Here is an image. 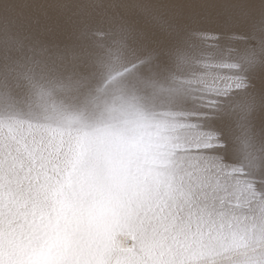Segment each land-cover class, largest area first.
Here are the masks:
<instances>
[{
  "label": "bare ground",
  "instance_id": "bare-ground-1",
  "mask_svg": "<svg viewBox=\"0 0 264 264\" xmlns=\"http://www.w3.org/2000/svg\"><path fill=\"white\" fill-rule=\"evenodd\" d=\"M0 264H264V0H0Z\"/></svg>",
  "mask_w": 264,
  "mask_h": 264
}]
</instances>
